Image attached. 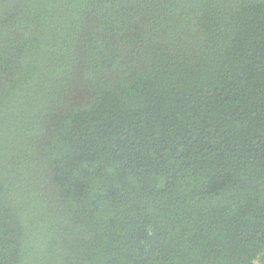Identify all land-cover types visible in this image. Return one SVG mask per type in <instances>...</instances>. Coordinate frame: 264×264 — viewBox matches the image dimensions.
Segmentation results:
<instances>
[{
  "label": "trees",
  "instance_id": "16d2710c",
  "mask_svg": "<svg viewBox=\"0 0 264 264\" xmlns=\"http://www.w3.org/2000/svg\"><path fill=\"white\" fill-rule=\"evenodd\" d=\"M264 264V0H0V264Z\"/></svg>",
  "mask_w": 264,
  "mask_h": 264
},
{
  "label": "rangeland",
  "instance_id": "374dc122",
  "mask_svg": "<svg viewBox=\"0 0 264 264\" xmlns=\"http://www.w3.org/2000/svg\"><path fill=\"white\" fill-rule=\"evenodd\" d=\"M255 264H260L259 262H256Z\"/></svg>",
  "mask_w": 264,
  "mask_h": 264
}]
</instances>
